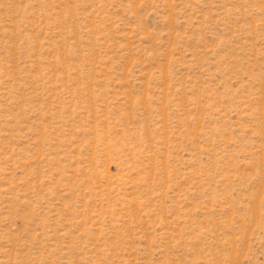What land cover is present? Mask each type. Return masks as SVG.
Listing matches in <instances>:
<instances>
[{"label": "rangeland", "instance_id": "obj_1", "mask_svg": "<svg viewBox=\"0 0 264 264\" xmlns=\"http://www.w3.org/2000/svg\"><path fill=\"white\" fill-rule=\"evenodd\" d=\"M0 264H264V0H0Z\"/></svg>", "mask_w": 264, "mask_h": 264}]
</instances>
